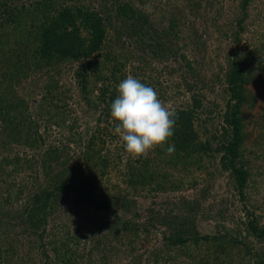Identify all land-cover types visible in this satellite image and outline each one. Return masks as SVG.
<instances>
[{
	"label": "rangeland",
	"instance_id": "374dc122",
	"mask_svg": "<svg viewBox=\"0 0 264 264\" xmlns=\"http://www.w3.org/2000/svg\"><path fill=\"white\" fill-rule=\"evenodd\" d=\"M6 1L11 6H21L28 5L33 0ZM60 1L75 2L96 9L104 18L113 17L110 24L107 22V34L110 33L109 37L113 39L110 42L111 46L118 49L122 47L118 38L127 41L125 46L128 45L131 50L136 46L129 43L131 39L129 40L122 32L110 1ZM239 2L240 0H147L146 4L142 5L152 14L155 24L166 25L168 19L173 17L180 28L177 34L179 39L171 43L175 53H170L169 58L165 60L151 58L155 62V69L150 71L149 76L155 78L157 82L150 83L149 79L145 78V85L154 88L167 107L192 108L194 116L191 122L197 137L194 146L186 152L175 150L171 155L165 152L164 155L155 157L156 162L151 166V171H154L153 177L141 176L137 184L133 185L135 188H126L124 180L127 178L122 174L127 168L129 156L132 159L136 157L126 151L125 142L115 134L114 128L111 127L115 121L110 113L107 118L110 122L107 120L106 125L108 132L116 136L108 137L101 155L108 156L116 152L120 154V159L118 161L116 157L117 166L108 168L102 178H99V175L95 176L97 186L93 194L97 201L109 198L118 219L110 212L95 209L93 204L82 200L80 194L71 187L58 192L56 198H50L45 207L44 218L43 214L31 217L29 215L31 213H28L29 206L38 204L36 198L41 196L43 190H52L51 184L55 180L50 179L49 175L44 173V169H41L37 163V152H33L28 143L23 141L18 145H11L0 137V157L7 155L15 158L14 154H18L24 160L21 161L22 167L12 177L6 178L0 172V264H56L55 260L59 259L62 253H68V256L75 249L84 258L72 260L68 264H148L155 254L161 256L157 248L165 244L167 234L176 228L177 222L172 226L177 221L176 217L184 221L194 220L198 236L207 233L212 235L216 232L227 233L246 244L249 249L254 248L252 254L253 251L264 252V241L261 244L247 234L246 223L249 217L244 214L245 201L241 200L236 190L232 188L233 180L229 171L219 166V157L222 153L220 145L225 141L222 137V127L226 126L223 117L229 95L222 90L223 85L218 83V78L213 75L222 79L227 71L224 63L227 51L230 45L232 46V38L228 37V33L240 13ZM247 10L249 11L248 18L245 19L247 30L242 33L241 39H248L250 45L244 50L259 46L258 40L251 34L264 27V0H252ZM263 51L264 48L259 46V54L262 57ZM178 54L185 55L191 61L192 69L184 67L183 62L178 64L174 60V56L178 57ZM77 63L63 61L56 66V73H50L58 78L64 90L68 91V95L71 96L68 99L71 117L73 114L81 113L78 115L82 118L78 131H85L86 118L90 125H94L92 122L102 111L101 108L94 109L86 117L80 112L81 104L78 101L79 96L72 74ZM44 80L43 73L35 70L15 87L18 96L30 102L32 113L37 110L38 94ZM101 82L100 85L103 84ZM89 83L96 94L99 84L94 85L92 79ZM118 85L119 83L115 90L117 96ZM246 94L247 103L242 104L244 140L240 147V151L245 152L243 167H249L250 180L259 181V176H263L261 178L263 181L259 185L261 188L256 191L248 187L246 196L249 201L248 208L254 207L257 223L264 228V158L256 155L264 148V145L259 146L257 141L259 130L264 126V83L247 85ZM193 97L199 102L196 107L191 106L194 102ZM102 125L104 126V123ZM46 128L42 125L40 132L45 134ZM48 135L46 143L53 144L55 139L60 141L67 133L58 135L55 129L51 134L48 129ZM207 141L210 142V149L199 150L198 143ZM68 153L70 155L71 151ZM178 153L184 158L177 157ZM151 155L152 152L148 153L147 157ZM77 156H80L78 151ZM174 160L177 161L176 165L171 166ZM82 168L86 174V168L83 165ZM187 170L190 171L186 172ZM52 173L53 171L49 172ZM59 183L70 184L66 177L60 178ZM76 184L77 182L73 185ZM11 185L12 189H9L8 186ZM99 185L101 189H98ZM164 219L167 225L162 224ZM122 221L136 224V235L134 234L130 242L125 238L120 242L109 229L110 222ZM190 244L192 238L189 241L186 239L184 249L191 251L195 257L202 254L203 250L198 248L190 250ZM199 246L201 245L197 247ZM232 247L235 252L238 250L239 255L234 256L231 262L228 260L226 264H252L251 254L239 250L244 247L243 244L237 243V246ZM168 252L175 257L177 247H170ZM190 259L181 255L174 264H188ZM160 260L159 263H162L164 259ZM217 262L216 260L214 263Z\"/></svg>",
	"mask_w": 264,
	"mask_h": 264
},
{
	"label": "trees",
	"instance_id": "16d2710c",
	"mask_svg": "<svg viewBox=\"0 0 264 264\" xmlns=\"http://www.w3.org/2000/svg\"><path fill=\"white\" fill-rule=\"evenodd\" d=\"M108 1L113 4L115 17L122 32L129 40L131 39L129 43L136 45L132 50L128 45L125 46L127 41L120 38L117 39L122 46L120 49L111 46L110 42L113 39L109 37L110 33L107 34V22L109 21L110 24V19L113 17L104 18L96 9L75 2L64 3L60 0H33L28 5L21 6H11L6 0L0 1V17H2L0 21V137L11 145H18L23 141L28 143L33 148V152H37V163L41 169H44V173L49 175L50 179L55 180L51 184L52 190H43L41 196L36 198L39 203L32 204L33 207L29 206L28 213H31L29 214L31 217H39L43 214L44 218L45 207L50 198H56L58 192L71 187L80 194L82 200L93 204L95 209L110 212L114 217L119 218L109 198L97 201L93 194L97 186L95 176L99 175V178H102L108 168L117 166L120 159V154L116 152L108 156L101 155L108 137L116 136L108 132L106 125L111 113V104L118 97L115 93L116 85L129 75L135 76L134 78L144 84L145 78H148L150 83L157 82L155 78L149 76L150 71L155 69V62L151 58L165 60L169 58L170 53H175L171 43L179 39L177 34L180 28L173 17L168 19L166 25L155 24L152 14L142 6L147 0ZM251 1L240 0L238 4L240 13L234 21L235 25L228 33V37L232 38V46L230 45L225 58L224 64L227 68L225 76L223 75L222 79L215 74L213 76L218 78V83L223 85L222 90L229 95L223 117L226 126L222 127V137L225 141L220 145L222 153L219 157V166L229 171L233 180L232 188L236 190L239 198L245 201L244 214L249 217L246 223L247 234L263 244L264 228L257 223L254 207L248 208L249 201L246 196L248 187L256 191L261 188L259 185L263 181L261 179L263 176H259V181L250 180L249 167H243L245 152L240 151L244 140L242 104L247 103L246 87L253 83H264V57L259 54V46L264 48V27L260 28V31L259 29L252 31L251 35L259 42V46H254V49L244 50L250 43L248 39H241L242 33L247 30L245 19L248 18L247 8ZM243 41L245 44L242 43ZM177 56H174V60L178 64L183 62L184 67L192 69L191 61L185 55ZM63 61L78 62L72 74L79 96L78 101L81 104L80 112L86 117L94 109L101 108L102 111L92 122L95 123L94 125H90V121L86 118L85 131H78L79 121L82 119L78 115L81 113L78 112L71 117V108L68 104L71 96L68 95L67 90H64L58 78L51 74L56 73V66ZM156 64H158L157 61ZM35 70L42 72L45 80L39 90L37 110L32 113L30 102L18 96L15 87ZM90 79L94 81V85L101 81L104 84L102 82L103 86L99 84L96 94L89 85ZM192 99L194 102L191 106L196 107L199 102L195 97ZM175 112L177 119L174 135L167 143L155 147L157 151H149V153L152 152L151 156L135 159L129 156L127 168L122 174L127 178L124 180L126 188H135L133 185L137 184L141 176L153 177L154 171H151V166L156 162L154 158L164 155L171 143L175 145V150L184 152L194 146L197 132L192 127L191 119L194 116L192 108H179L175 109ZM116 123L118 122L111 124V127L115 128ZM42 125L47 127L45 134L40 132ZM48 129L51 134L56 129L58 135L67 133V136L60 141L55 139L53 144H47ZM229 129L230 132H228ZM257 141L259 146L264 145V126L259 130ZM198 144H200L199 150L210 149L209 141ZM68 151H71L70 155ZM14 155L15 158L7 155L0 157V172L6 178L12 177L22 167L23 159L18 154ZM256 155L264 158V148H261ZM177 157L184 158L179 153ZM175 162L177 161L174 160L171 166L176 165ZM81 164L86 168V174ZM51 171L53 173L49 174ZM62 177L69 179L70 184L59 183ZM8 187L12 189V185ZM98 189H101V185ZM117 199L118 197L115 198ZM176 219L177 221L172 225L174 226L177 222L176 228L167 234L165 244L157 248L161 256L155 254L148 264H174L181 255L191 258L188 264H215L216 260L218 261L216 264H226L228 260L231 262L234 256L239 255L238 250L235 252L232 247L237 246V243L244 245L243 248H239L240 251L245 250L251 254L252 264H264V252H260L261 250L253 251L252 254L251 251L254 248L249 249L246 244L237 241L235 237H230L227 233L216 232L212 235L207 233L198 236L194 220L184 221L179 220V217ZM163 222L162 224L167 225L165 219ZM115 223L108 224L114 237L119 238L120 242L122 238L130 242L136 235V224L128 221ZM191 238L190 250H197V248L203 250L199 256L195 257L190 253L191 251L184 249L186 239L189 241ZM97 243H99L98 240ZM198 245L201 246L197 247ZM174 246L177 247L175 257L168 252L170 247ZM70 253L68 256V253H62L55 263L68 264L72 260H81L82 254L78 253L77 249ZM160 259H164L162 263H159Z\"/></svg>",
	"mask_w": 264,
	"mask_h": 264
},
{
	"label": "clouds",
	"instance_id": "9594fccd",
	"mask_svg": "<svg viewBox=\"0 0 264 264\" xmlns=\"http://www.w3.org/2000/svg\"><path fill=\"white\" fill-rule=\"evenodd\" d=\"M118 97L111 104V117L118 122L114 132L125 142L133 157L147 156L174 135L177 115L158 97L157 91L129 75L118 85ZM175 152L170 145L166 153Z\"/></svg>",
	"mask_w": 264,
	"mask_h": 264
}]
</instances>
